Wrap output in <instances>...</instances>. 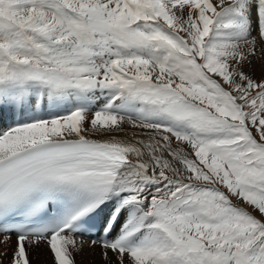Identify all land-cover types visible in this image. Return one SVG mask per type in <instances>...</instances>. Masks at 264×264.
<instances>
[{
  "label": "snow or ice",
  "instance_id": "1",
  "mask_svg": "<svg viewBox=\"0 0 264 264\" xmlns=\"http://www.w3.org/2000/svg\"><path fill=\"white\" fill-rule=\"evenodd\" d=\"M13 238L264 264V0H0V264Z\"/></svg>",
  "mask_w": 264,
  "mask_h": 264
},
{
  "label": "bare ground",
  "instance_id": "2",
  "mask_svg": "<svg viewBox=\"0 0 264 264\" xmlns=\"http://www.w3.org/2000/svg\"><path fill=\"white\" fill-rule=\"evenodd\" d=\"M14 239L15 238H13V242H12V244L9 246V248L7 249V251L9 252V255H10V252H11V247H13L14 246ZM88 238L87 237H85V240H87ZM48 251H47V247L46 246H44V245H41L39 248H37V249H34L33 250V252H32V261H33V258L34 257H36L37 256V261L35 260L34 261V264H40V263H42V262H44V260L42 259V260H40V258H42V256L44 257V256H52V254L50 253V254H48L47 253ZM109 255H111V254H109ZM85 256H91V257H94V258H102V255H101V249L99 248V247H96V248H92V247H90V246H88L87 244L85 245V248H84V250H83V252L82 253H80V254H78L77 256H76V261H77V264H78V260L82 257V258H85ZM10 257L8 256L7 258H4V261H5V264H7V262H8V259H9ZM113 260H114V258H113ZM112 261V260H111ZM82 264V263H81Z\"/></svg>",
  "mask_w": 264,
  "mask_h": 264
},
{
  "label": "rangeland",
  "instance_id": "3",
  "mask_svg": "<svg viewBox=\"0 0 264 264\" xmlns=\"http://www.w3.org/2000/svg\"><path fill=\"white\" fill-rule=\"evenodd\" d=\"M256 74H257V76H259V65H257ZM47 251H48V249H47ZM47 253L50 254L49 251ZM10 256H11V252H10L9 257ZM5 258H7V257H5ZM36 258H37V256L33 258L32 264H34L35 260L37 261ZM42 259L44 260V262H42L40 264H53L52 256H44V257L42 256V258H40V260H42ZM81 263L82 264H113V258H112V261L111 260L105 261L103 259V257L102 258H100V257L99 258H94V257H91V256H85V258L81 257L78 260V264H81Z\"/></svg>",
  "mask_w": 264,
  "mask_h": 264
}]
</instances>
